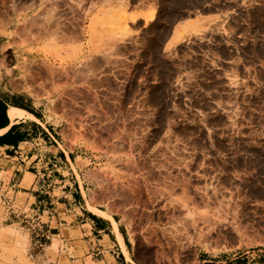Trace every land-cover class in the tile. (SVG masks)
Returning a JSON list of instances; mask_svg holds the SVG:
<instances>
[{"label": "rangeland", "instance_id": "1", "mask_svg": "<svg viewBox=\"0 0 264 264\" xmlns=\"http://www.w3.org/2000/svg\"><path fill=\"white\" fill-rule=\"evenodd\" d=\"M208 11L224 16L165 46ZM0 51V95L8 67L50 91L46 115L79 146L75 210L109 219L137 264L264 254V0H0ZM38 213L0 204V240L60 241L65 215Z\"/></svg>", "mask_w": 264, "mask_h": 264}, {"label": "crops", "instance_id": "2", "mask_svg": "<svg viewBox=\"0 0 264 264\" xmlns=\"http://www.w3.org/2000/svg\"><path fill=\"white\" fill-rule=\"evenodd\" d=\"M145 12L141 8L130 9L129 14L135 15L132 22H144ZM222 16L223 12L208 11L178 20L171 28L165 46L197 35ZM87 39L84 35V40ZM8 68L1 71L2 78L7 80L1 89L0 114L1 104H4L7 119L0 118V204L5 205L13 216H21V221H34L33 215L40 212V217L41 212L47 210L54 212L53 217L57 219L61 214L65 215L66 221L60 223V241L51 238L46 244L30 239L28 243L24 231L13 228L16 232H22L19 236L24 237L25 241L13 247L2 237L0 264H137L119 225L127 253L109 219L88 207L75 210V194H82L84 204L86 198L84 180L80 168L76 167L77 156H74L73 149L79 146H73L75 140L70 139L65 131L61 133L58 127L60 123L46 115L51 107L50 91H38L35 85L28 83V78L23 77V73L18 77L22 83L12 82L9 77L14 69ZM11 108L23 111L24 115L12 119ZM12 125L11 131L5 135ZM13 224L8 226L15 227ZM26 248L34 249L33 259L28 258ZM206 252L203 251L198 264H250L249 260L243 261L239 256L214 259L210 256L217 255ZM252 264H264V254H259L258 260Z\"/></svg>", "mask_w": 264, "mask_h": 264}, {"label": "trees", "instance_id": "3", "mask_svg": "<svg viewBox=\"0 0 264 264\" xmlns=\"http://www.w3.org/2000/svg\"><path fill=\"white\" fill-rule=\"evenodd\" d=\"M1 106H2V112H1V114H0V118L2 119V118H4V119H7V116H6V107H5V105L4 104H1ZM15 106H20V105H15ZM31 112V111H30ZM13 126L14 125H12L6 132H5V135L6 134H8L10 131H11V129L13 128ZM0 127H2V126H0ZM94 216V215H93ZM95 217V216H94Z\"/></svg>", "mask_w": 264, "mask_h": 264}, {"label": "bare ground", "instance_id": "4", "mask_svg": "<svg viewBox=\"0 0 264 264\" xmlns=\"http://www.w3.org/2000/svg\"><path fill=\"white\" fill-rule=\"evenodd\" d=\"M13 111H14V114H17V113H20V112H22L21 110L19 111V109H18V110H16V109H13Z\"/></svg>", "mask_w": 264, "mask_h": 264}]
</instances>
